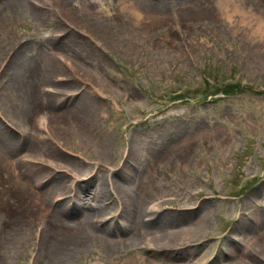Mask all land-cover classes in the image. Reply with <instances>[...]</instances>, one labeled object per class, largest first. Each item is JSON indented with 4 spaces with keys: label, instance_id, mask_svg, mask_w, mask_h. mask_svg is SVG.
I'll use <instances>...</instances> for the list:
<instances>
[{
    "label": "rangeland",
    "instance_id": "obj_1",
    "mask_svg": "<svg viewBox=\"0 0 264 264\" xmlns=\"http://www.w3.org/2000/svg\"><path fill=\"white\" fill-rule=\"evenodd\" d=\"M10 1L0 0V264H264V240L248 238L264 215V32L241 13L264 18V0H227L239 6L230 19L219 0ZM85 103L90 116L73 119ZM30 160L40 167L23 179ZM119 187L139 223L154 202L168 215L158 231L125 230ZM81 212L96 236L46 256L47 227L73 228ZM184 235L198 253L180 248Z\"/></svg>",
    "mask_w": 264,
    "mask_h": 264
},
{
    "label": "bare ground",
    "instance_id": "obj_2",
    "mask_svg": "<svg viewBox=\"0 0 264 264\" xmlns=\"http://www.w3.org/2000/svg\"><path fill=\"white\" fill-rule=\"evenodd\" d=\"M17 1L18 0H13V1L11 0L9 2V5L11 4V5L14 6V4H16V3L18 4ZM48 2L51 3L52 5H54L51 2V0H48ZM34 3H36V2H34ZM216 4H217L218 8L221 9L220 11L223 12V15L225 16V18H228V19H230L231 13L234 10L237 9L235 7H239L237 5H230L227 0H223V1H220L219 0ZM37 5H40V4H37ZM241 10H242L241 11L242 16H244V17H246L248 19L246 21V23L251 28L252 35L255 36V34H259L257 36H259L260 38L261 37L263 38L262 32H264V18L262 16L256 14V13L250 11L252 9L247 8V6L246 7L242 6L241 7ZM0 11H1V6H0ZM137 16L140 17V14L137 13ZM244 17H243V19H244ZM58 31H60V30H58ZM61 59L58 61V64L63 63V65L65 64L66 66L70 67V69H73V65L71 63H69L68 61H63V58H61ZM33 67H36V66H33ZM33 77L34 78H37L38 77V72L37 71L34 72ZM87 84L90 86V89L92 91L96 90L95 87L92 85V83H88L87 82ZM43 104L44 105H47L46 103H43ZM113 105H115V104H113ZM77 109L79 111L81 109V112L83 113V115H75L73 117V119H77L78 120V119H83L85 117L87 118V117L90 116V115H88V111H89V105L88 104L85 103L82 106V108L81 107H78ZM95 109H96V107H95ZM100 110H101V114L102 115L105 114L104 108H102V109L100 108ZM42 116L39 117L40 118V120H39V125L40 126H42L41 125V121L43 120V117ZM52 125L53 124H51L50 119H48L47 122H46V124L43 126L42 129H45V131H47L49 133L48 128L51 129V126ZM12 138H13V135H12V137H11V135L10 136L7 135L5 137V140L7 141V145L13 146ZM51 151L54 152L53 149ZM27 163H32V164H30L31 166L29 165V167H28L30 170L25 169L24 171H20V175L22 176L23 179H25L27 177L28 178L33 177L37 173L35 171V169H37V167L38 168L40 167V166H38V163H36V161H33V160L27 161ZM48 177H49V180L50 181L56 182V183L59 182V180L62 179V176L60 177L59 176V173L53 175V177L52 176L50 177L48 175ZM49 180L47 181V184L50 183ZM111 182H112V180H111ZM103 183H104V181L102 182L100 179L97 180V181H95V186H97L96 187V190H97L96 191V197L97 198H100L104 194V190H103V187H102ZM72 191H74V193H76V196L78 197V196L81 195V193L84 192V189L82 187H79L78 186L76 189H72ZM60 195H62V194H59L57 196H60ZM114 195L117 197L118 200H124L125 201V204L127 205V210L126 211L129 213V215H128V218H127L128 219L127 220L128 222H127V224H125V230L132 232L133 233L132 236H134V235H136L138 233L139 234L140 233L142 234L144 232L143 228H145V227H148L149 229H155L156 228V231H158V228L157 227H159L161 225L163 219L164 218L165 219L168 218V215H166V214L163 215V213H161L160 206H158L155 203H152L147 208H146V206H144L143 207V212H144V214L148 213L147 211H149L151 213H154L155 214V217L144 219V221H143L144 224H143V222L142 223L141 222L139 223L137 220H138V214H139V211H140V207L137 206V204L132 203L131 196L127 192H125L122 187L117 188V190L115 191ZM78 208L79 207H77V206L71 207L70 209L67 208V207L66 208H61L60 207L58 209L59 211H57V213H53L52 212L51 216L54 218V216H60V214H61V216H64V217L69 216L70 217L71 214H72V212H73V210L74 209L76 210ZM80 210H81V208H80ZM201 210H203V209H201ZM101 215H103V214H101ZM148 215H150V214H148ZM257 218L259 219V221L257 223L255 222V224H258V225H255L254 227H251V228L248 229L249 235L252 234V236H249L248 237L249 238V241L258 240V238H260L261 241L264 240V232H263L264 231V215L262 216L260 214ZM83 219H87L86 218V214L85 215H82V212H81V218H79L77 221L74 222L75 225L73 226V228H71V227H68L67 228L65 224H64L65 226L64 225H61V226L53 227V225H52L49 228L47 227V230L44 232V234H45L44 237H41V239H40V241H41L40 242L41 248H42L43 251H46L45 252L46 256L49 257V255H53L54 252H56L58 250H61L62 246L66 245L67 242H69V241L85 240L89 236H91V237L92 236H96V233L98 232V231H95V229L97 228V224L90 223V221H88V220H87V223H85V221ZM95 221H101V219H96ZM104 223L105 224H108V222H104ZM248 226H250V225H248ZM246 228H248V227H246ZM108 230H110V229L107 228V229L100 230L99 231L100 232L99 235L103 239H105L104 233L107 234ZM145 237H147V236H145ZM178 241H179L178 244L181 246L180 248H182L183 250L186 249V248L188 250H191V248H192L194 251H197V253H198V250H200L201 247H203V245L200 246V247L191 246L192 245V243H191L192 242V238L190 236H188V235H184ZM105 242H107V245H112V243H109L107 240ZM153 244H154V242L152 240V237L151 238H147L146 243H145V247L146 248L147 247L148 248H152V247H154ZM157 244H159V243H157ZM253 245H254V243H253ZM253 245H252V247H253ZM255 245H257V244H255ZM108 248H109V246H108ZM55 249H57V250H55ZM52 250H55V251H52ZM233 253H235L234 250L231 251V255ZM241 254H243V251L242 250H241ZM126 263H129V259H127V260L124 261V264H126ZM248 263L249 262L244 261L241 264H248ZM251 264H253V263H251Z\"/></svg>",
    "mask_w": 264,
    "mask_h": 264
}]
</instances>
